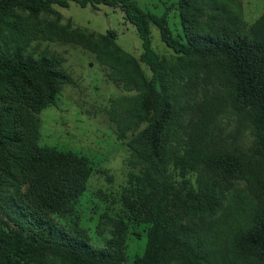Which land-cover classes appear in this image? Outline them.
Returning a JSON list of instances; mask_svg holds the SVG:
<instances>
[{"label":"trees","instance_id":"trees-1","mask_svg":"<svg viewBox=\"0 0 264 264\" xmlns=\"http://www.w3.org/2000/svg\"><path fill=\"white\" fill-rule=\"evenodd\" d=\"M70 1L119 6L142 47L136 58L112 31L61 27L99 49L137 90L124 130L134 131L127 144L141 167L129 173L132 187L121 195L126 217L109 216L112 229L100 246L74 219L91 173L88 159L38 142L39 113L71 78L57 57L31 51L25 34L1 26L17 11L35 16ZM163 3L156 15L137 0H0V264H125L127 219L147 224L133 264H220L201 222L221 209L233 220L226 244L232 258L264 264V12L246 26L239 0ZM172 8L181 24L176 35ZM151 24L174 57L152 47ZM183 115L190 123L185 138ZM226 115L248 128L246 148L216 138L217 120Z\"/></svg>","mask_w":264,"mask_h":264},{"label":"rangeland","instance_id":"rangeland-1","mask_svg":"<svg viewBox=\"0 0 264 264\" xmlns=\"http://www.w3.org/2000/svg\"><path fill=\"white\" fill-rule=\"evenodd\" d=\"M137 1L143 9L160 15L168 4L163 1L171 0ZM239 2L241 19L246 26L264 12V0ZM168 20L174 34L181 33L180 18L174 8L168 13ZM67 24L94 35L112 31L113 39L121 50L136 58L142 52V47L135 27L125 20L119 6L99 4L96 8L91 5L81 7L70 1L67 7L53 5L51 11L40 12L35 16L17 11L7 25L1 24L14 34H25L27 47L31 51H46L57 57L60 68L71 78V83L62 85L55 102L39 113L38 142L62 151H72L88 159L91 173L85 191L75 205L74 219L88 233L90 241L100 246L104 236L110 235L112 229L109 216L120 213L126 217L121 195L132 187L129 173L139 174L141 167L140 163H133L134 153L127 144L134 131L124 130L125 123L131 119V113L128 112L137 90L133 84L117 76L118 71L111 60L101 54L99 49L66 35L61 27ZM53 25L56 27L52 28ZM150 32L152 47L167 58L174 57L171 48L161 41L154 24L150 25ZM140 65L146 76H150L148 66L144 63ZM180 121L187 125L186 128L190 124L189 116L186 115ZM145 124L141 123L137 129L140 130ZM184 130L189 129L179 128L185 138ZM215 136L231 148H246L252 139L248 128L237 125L227 115L217 120ZM173 178L178 179V176L174 175ZM230 192L234 193L235 189L231 188ZM219 211L205 218L201 225L210 238L211 248L220 264H223L221 254L227 256V264H237L226 246L229 222L233 220L223 209ZM127 222L125 264H133V260L145 248L147 224L131 219H127Z\"/></svg>","mask_w":264,"mask_h":264}]
</instances>
